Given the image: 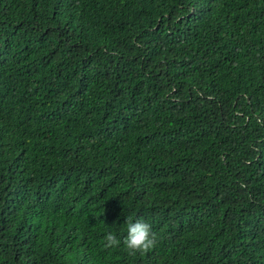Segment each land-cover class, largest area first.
<instances>
[{"label": "trees", "instance_id": "1", "mask_svg": "<svg viewBox=\"0 0 264 264\" xmlns=\"http://www.w3.org/2000/svg\"><path fill=\"white\" fill-rule=\"evenodd\" d=\"M0 264H264V0H0Z\"/></svg>", "mask_w": 264, "mask_h": 264}, {"label": "clouds", "instance_id": "2", "mask_svg": "<svg viewBox=\"0 0 264 264\" xmlns=\"http://www.w3.org/2000/svg\"><path fill=\"white\" fill-rule=\"evenodd\" d=\"M127 235L123 239V244L129 254L146 253L153 249L157 243V235L153 232L149 223L142 219H136L133 222L131 216L126 219ZM121 240L112 232H108L103 238V246L105 249L119 247Z\"/></svg>", "mask_w": 264, "mask_h": 264}]
</instances>
